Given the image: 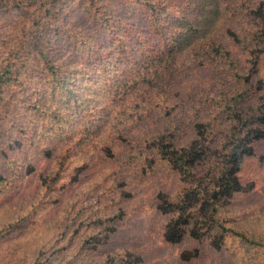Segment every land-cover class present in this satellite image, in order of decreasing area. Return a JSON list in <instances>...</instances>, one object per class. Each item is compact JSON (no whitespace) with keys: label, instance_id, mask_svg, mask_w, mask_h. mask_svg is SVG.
<instances>
[{"label":"trees","instance_id":"trees-1","mask_svg":"<svg viewBox=\"0 0 264 264\" xmlns=\"http://www.w3.org/2000/svg\"><path fill=\"white\" fill-rule=\"evenodd\" d=\"M94 60L115 70L100 97L85 103L78 75ZM62 122L68 126L51 137ZM80 130L78 144L92 141L93 155L71 167L69 184L90 169L123 187L124 199L132 184L167 168L172 182L155 191L153 204L165 245H189L177 261L255 264L264 232L238 230L233 214L239 198L256 191L242 169L264 143V0H0V195L12 175L35 170L26 141L48 144L36 146L41 187L63 175L62 147ZM19 155L27 167L16 174ZM10 211L0 221V264H9L4 244L20 225ZM80 214L64 221L65 246L18 264H82L63 252L67 242L80 243ZM103 221L88 238L95 247L121 230ZM124 252L106 264L143 262L132 248Z\"/></svg>","mask_w":264,"mask_h":264},{"label":"rangeland","instance_id":"rangeland-1","mask_svg":"<svg viewBox=\"0 0 264 264\" xmlns=\"http://www.w3.org/2000/svg\"><path fill=\"white\" fill-rule=\"evenodd\" d=\"M90 58L87 57V60ZM94 61L78 75L82 78L78 82L81 88L79 99L85 103L100 97L97 93L101 92L104 81L110 76L111 71L115 70L112 66L100 65L99 60ZM67 97L69 99L70 95L67 94ZM46 118L48 116L44 114L40 122ZM73 118L74 116L70 119L73 120ZM77 123L81 125L83 121L78 119ZM61 126L60 128L57 125L50 132L51 137L62 133L68 126L67 122H62ZM85 136V132L80 130L74 141L62 147L66 153V169H63V175L55 181L48 179V183L41 187H38L36 177L44 166V160L39 161L42 153L36 152V146L43 148L48 144H44L45 141L42 142L39 138L35 141L37 144L34 143L31 146H28L30 144L26 141L25 153H28L34 161L35 170L31 175L24 176L25 178L12 175L11 182L6 188L8 191L6 196L0 195L5 202L3 206H0V221L5 220L4 208L10 207L9 216L17 215L15 222H20L10 240L3 243L4 262L18 264V258L23 257L26 259L31 257L33 260L34 252L39 253L41 250H47L46 257H48L47 255L52 252L50 247L61 248L66 245L61 238L64 221L69 223V218L81 213L78 222H84V224L75 236L76 242L80 243L76 245L74 242L69 245L67 242V249L63 252H67L68 256L77 254L82 264H106L108 257L116 254L124 255V251L129 248L143 255L141 264H182L177 261V255L189 245L187 242L181 246L165 245L159 230L160 218L156 215L153 204L155 191L163 184L169 185L172 182L168 169L159 168L150 173L146 181L138 180L131 185L132 188L129 186L132 194L124 199L118 198L120 192L124 190L123 187L117 188L111 178H103L90 169L83 173L79 184L71 185L68 183L71 167L87 164L93 155L92 141L84 140V143L78 144ZM22 156H17L18 159L13 165L16 174L23 170V165L27 167L24 160L20 159ZM26 171L25 169L24 172ZM242 177L245 181H253L256 184V191L250 195L251 197L239 198L237 211L233 214L234 225L238 230L248 227L258 233L264 232V143L259 147V156L247 162L242 169ZM115 187L117 189H114ZM111 210L114 214L117 213L116 220L107 219L108 211ZM100 218L104 220L102 228L114 223L119 224L121 230L114 235L111 242L100 243L95 247V242L93 240L89 242L88 238L91 234L101 232V228L95 224L96 221L101 220ZM256 253L253 255L256 259L255 264L259 262L264 264V253L261 251ZM211 262L206 260L198 264H212Z\"/></svg>","mask_w":264,"mask_h":264}]
</instances>
